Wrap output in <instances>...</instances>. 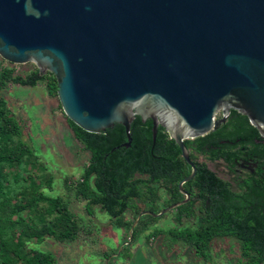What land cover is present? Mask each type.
I'll return each instance as SVG.
<instances>
[{
	"label": "water",
	"instance_id": "obj_1",
	"mask_svg": "<svg viewBox=\"0 0 264 264\" xmlns=\"http://www.w3.org/2000/svg\"><path fill=\"white\" fill-rule=\"evenodd\" d=\"M0 58L57 82L65 117L88 133L134 118L184 141L220 128L231 110L264 139V0H0ZM159 213L161 217L188 202Z\"/></svg>",
	"mask_w": 264,
	"mask_h": 264
},
{
	"label": "trees",
	"instance_id": "obj_2",
	"mask_svg": "<svg viewBox=\"0 0 264 264\" xmlns=\"http://www.w3.org/2000/svg\"><path fill=\"white\" fill-rule=\"evenodd\" d=\"M10 65L0 69V264H55V258L39 246L47 239L59 243L89 242L96 210L108 216L112 228L123 232L117 259L128 257L125 249L140 237L145 236L148 244L166 233L181 240L206 262H211L209 250L214 241L224 239L237 245L239 256L235 264H264V184L260 188L247 182L245 189L235 177L232 185L204 164L197 166L194 178L183 187L193 198L177 207L191 217L173 218L175 227L164 230L157 223L166 214L156 218L143 215L128 243L129 231L137 217L143 212L157 214L162 209V155L167 159L168 171L166 205L183 198L177 185L184 175L180 177L172 171L183 163L180 150L161 127L153 141L150 120L142 122L140 117L134 118L130 125V146L124 147L128 137L122 125L88 133L63 114L81 150L89 153V159L78 180L63 179L61 186L66 197L45 194L46 190L53 191V177L48 176L47 168L23 142L20 121L7 107L2 91L9 84L35 88L44 83L48 97L57 99V82L51 73L41 74L36 68L24 76L15 75L14 66ZM257 139L259 132L249 120L231 110L225 126L184 144L197 153H206L222 141L225 145L232 143L238 150L228 149L222 156L226 163L233 164L241 156L243 142L256 146ZM251 154H256L255 150ZM220 156L215 153L212 159ZM27 166L33 167V171ZM71 198L85 203L87 225L70 211Z\"/></svg>",
	"mask_w": 264,
	"mask_h": 264
},
{
	"label": "rangeland",
	"instance_id": "obj_3",
	"mask_svg": "<svg viewBox=\"0 0 264 264\" xmlns=\"http://www.w3.org/2000/svg\"><path fill=\"white\" fill-rule=\"evenodd\" d=\"M11 65L0 58V69ZM15 75H26L36 67L34 64L13 65ZM7 107L20 121L22 140L38 157V162L47 168L48 176L53 177V191H45L53 197H66L61 186L64 178L78 180L88 163L89 153L81 150L59 108L58 100L46 94L45 84L35 88L9 84L2 91ZM30 172L33 167L27 166ZM219 177H226L217 172ZM70 211L85 225L88 216L85 203L71 198ZM93 220V234L89 242L59 243L47 239L39 248L55 258V264H235L239 253L234 241L216 240L209 254L211 262L198 258L181 240L169 234H162L145 241V236L137 239L127 250L128 257L116 258L121 251L123 232L110 226L108 216L96 210ZM169 214H166L157 227L169 230L175 227ZM116 251V252H115ZM116 256V257H115ZM108 259V261L106 260Z\"/></svg>",
	"mask_w": 264,
	"mask_h": 264
},
{
	"label": "flooded vegetation",
	"instance_id": "obj_4",
	"mask_svg": "<svg viewBox=\"0 0 264 264\" xmlns=\"http://www.w3.org/2000/svg\"><path fill=\"white\" fill-rule=\"evenodd\" d=\"M230 113V112H229ZM229 117V115H228ZM228 117L226 118L225 122L221 124V126H225L228 121ZM220 126V127H221ZM220 146L217 147H211L207 149L206 153H197L192 148H187L189 161L194 164L196 171L197 166L204 164L209 170L213 171L218 177L219 175L217 172L222 173L226 177V180L224 178H221L224 181L230 182L232 185H235L233 183V179L236 177L239 179V182L242 184V186L246 189L247 182L249 184H252L255 187H260L264 184V139L260 137V139H257L255 141V145L251 142H247L246 140L243 142V146L240 147L241 149V156L239 159H236L233 164H228L223 159L222 154H225L228 152V149H231L232 152H235L238 150V146H234L232 143L231 145H225V142H220ZM179 148V147H178ZM180 150V156L179 158L182 160L183 163H181V167L176 166L172 169L175 175L184 177L179 181V183L188 177L190 173L187 174V169L191 167L187 163V161L184 159L181 149ZM251 150H255L256 154H251ZM220 154V158L218 159H212L213 154ZM227 154V153H226ZM179 159V160H180ZM180 163V162H179ZM167 159L164 157V155L161 156V188H160V194H161V204H162V210L167 209L168 207L181 203L186 199V196L184 194L189 195L188 202L191 201L193 198L190 193H188L185 189H183L184 184L182 185V190L179 188V183L177 185L178 191L180 195H182V199H175L174 203L166 205V202L168 200V187L165 184V180L167 179ZM171 176V175H170ZM186 203V204H187ZM185 205V204H184ZM166 214H169L171 218H178V217H191V214L187 215L186 213H182L176 209L168 211ZM196 215V214H195ZM194 216V214H193Z\"/></svg>",
	"mask_w": 264,
	"mask_h": 264
}]
</instances>
